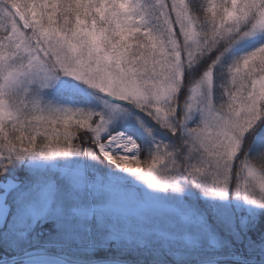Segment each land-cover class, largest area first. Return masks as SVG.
Returning <instances> with one entry per match:
<instances>
[{"label":"snow or ice","instance_id":"1","mask_svg":"<svg viewBox=\"0 0 264 264\" xmlns=\"http://www.w3.org/2000/svg\"><path fill=\"white\" fill-rule=\"evenodd\" d=\"M0 264H264V0H0Z\"/></svg>","mask_w":264,"mask_h":264},{"label":"rangeland","instance_id":"2","mask_svg":"<svg viewBox=\"0 0 264 264\" xmlns=\"http://www.w3.org/2000/svg\"><path fill=\"white\" fill-rule=\"evenodd\" d=\"M121 123H124L123 121H118L117 124H121ZM132 204V201H129V206H131Z\"/></svg>","mask_w":264,"mask_h":264}]
</instances>
